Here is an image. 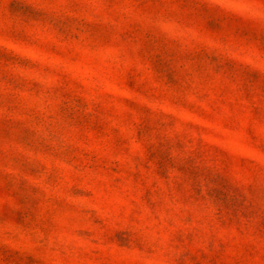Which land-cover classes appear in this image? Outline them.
<instances>
[{
	"label": "rangeland",
	"instance_id": "obj_1",
	"mask_svg": "<svg viewBox=\"0 0 264 264\" xmlns=\"http://www.w3.org/2000/svg\"><path fill=\"white\" fill-rule=\"evenodd\" d=\"M0 264H264V0H0Z\"/></svg>",
	"mask_w": 264,
	"mask_h": 264
}]
</instances>
